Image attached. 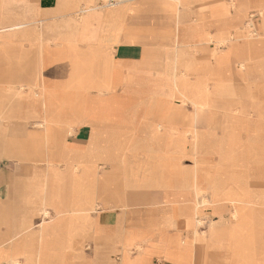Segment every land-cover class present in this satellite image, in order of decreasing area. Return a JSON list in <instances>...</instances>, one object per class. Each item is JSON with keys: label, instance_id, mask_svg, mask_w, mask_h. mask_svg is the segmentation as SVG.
Instances as JSON below:
<instances>
[{"label": "crops", "instance_id": "0c3cea01", "mask_svg": "<svg viewBox=\"0 0 264 264\" xmlns=\"http://www.w3.org/2000/svg\"><path fill=\"white\" fill-rule=\"evenodd\" d=\"M235 1L136 0L102 10L96 0H0V263L192 264L186 229L173 227L197 217L208 190L214 216L234 220L210 228L214 254L264 264L262 100L248 97L252 118L231 103L240 110L228 108L214 136L207 188L178 167L179 144L170 149L178 155H164L154 142L177 122L182 130L172 99L211 110V96L232 98L225 72L234 62L243 86L264 94V49L254 51L264 42V0ZM203 42L218 50L212 93L209 79L189 81V49ZM139 152H150L141 168ZM102 166L109 171L100 174ZM116 167L127 187L162 189L172 208H123Z\"/></svg>", "mask_w": 264, "mask_h": 264}, {"label": "rangeland", "instance_id": "374dc122", "mask_svg": "<svg viewBox=\"0 0 264 264\" xmlns=\"http://www.w3.org/2000/svg\"><path fill=\"white\" fill-rule=\"evenodd\" d=\"M233 2L236 1L233 0ZM233 6L235 5L233 4L232 7ZM105 9L112 10L109 8H103L102 10ZM246 21L247 24L245 23V28L248 30L250 38L256 39L254 33H252V28L248 25L249 20L247 19ZM215 46L217 47V45ZM254 46H256L255 43L253 44V47ZM216 47H214V44L212 43L203 42L200 50H197V52L194 48L189 49L192 58L191 63L193 64V69L195 70L194 71L193 69H190V84L195 85L194 83L198 80L199 83L203 79H209L206 82V88L208 92L211 93L214 91V51L218 52ZM257 47L258 50L255 51L264 49V42H262L260 45H257ZM195 61L201 62L202 67L200 71H198V69H195ZM184 72L185 71L178 70L176 71V75H182ZM241 73H244V71H241V69L238 65L235 64V62L232 65V71L225 72L226 79L230 81L226 90L231 91L232 98L220 96L215 97L214 99V95L211 96V110H195L190 105L183 106L178 99H172L173 105L176 108L180 109V112L183 113L184 118L180 124L182 130L179 129V125L177 122L174 126L177 131L175 130L174 132H170L168 133V135H164L163 137L159 136L154 141L156 147L157 145L163 146L164 151H162L161 154L163 153L164 155H178V152H170V149L173 145L179 144L183 153L181 159L178 162V167L185 174H189L190 176H192L191 178H193L194 175V180L202 188H207V186L210 184L214 185V136L223 134L222 124L226 121L224 118L225 113L230 110L231 115L237 116L238 110L240 109H237L236 107L241 105L245 110L244 112L247 113L245 114L246 117L252 118L254 115L249 106V96L254 99V102L262 100L261 106L262 110L264 111V94H260L258 92V88L243 86L247 82H243L244 78ZM197 76L199 77L198 80L196 79ZM170 78L171 77L169 76V82ZM168 88V86L164 88L156 87L154 93H161L164 89L168 90ZM231 103L237 106H231V108H229ZM12 138L17 139L18 137L13 136ZM147 153L150 152L137 153V160L140 168L143 167L145 163ZM126 154L130 153H124V155ZM116 168L118 169L117 174L121 179L118 187L120 188L119 190L122 192V195L124 194L123 197L125 199L123 208L130 209L132 206V208H136L138 210H149V212H153L155 207L160 206H164L166 209L172 208L169 204H163L164 197H169V195L165 194L162 189H157L150 186L131 189V187H127L128 182H125V179L121 173L122 168ZM106 171H109V167L102 166L100 167L99 173L101 174ZM140 171L143 172V169H140ZM208 192V190L202 191L200 195L201 198L198 199V215L195 219H193L192 217V219L189 218L192 223L191 221L187 222V219L184 220V218H180L182 221H186L185 224L187 225H185L184 223H180L177 228L173 227V229H186L187 232L184 233V237L181 241L186 242L187 245H190L189 248L193 256L192 264H228V262L223 260L222 257L214 254V240H211L209 234L210 228L214 231L215 221L217 223H233L234 220L232 219L231 214L214 216V203H208L210 201L206 200L207 198H209ZM131 193L135 194L134 201H132V199L130 198V196H132ZM203 199L206 201L205 203H203ZM223 203H226V201H224ZM42 221L43 216L41 215L38 223ZM196 221H200V224L197 225L195 223ZM86 248L89 249L90 244H86ZM134 254L135 252L130 253L129 255ZM112 260L114 263H119L120 257L118 255H114ZM0 264L9 263L7 262ZM152 264H162V262L158 261L157 259H153Z\"/></svg>", "mask_w": 264, "mask_h": 264}, {"label": "built area", "instance_id": "2783aa9c", "mask_svg": "<svg viewBox=\"0 0 264 264\" xmlns=\"http://www.w3.org/2000/svg\"><path fill=\"white\" fill-rule=\"evenodd\" d=\"M136 0H96L98 8H111L120 4L130 3Z\"/></svg>", "mask_w": 264, "mask_h": 264}, {"label": "bare ground", "instance_id": "6f19581e", "mask_svg": "<svg viewBox=\"0 0 264 264\" xmlns=\"http://www.w3.org/2000/svg\"><path fill=\"white\" fill-rule=\"evenodd\" d=\"M120 5H122V4H120ZM123 5H126V4H123ZM232 5V4H231ZM117 6H119V5H117ZM117 6H114V7H111V8H115V7H117ZM252 47H253V45H252ZM255 51V50H254ZM195 213V212H194ZM224 217V216H223ZM156 222V221H155ZM155 224V223H154ZM220 236V235H219Z\"/></svg>", "mask_w": 264, "mask_h": 264}]
</instances>
